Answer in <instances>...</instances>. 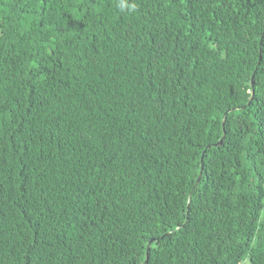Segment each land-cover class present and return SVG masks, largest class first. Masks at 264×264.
Listing matches in <instances>:
<instances>
[{
	"label": "trees",
	"instance_id": "1",
	"mask_svg": "<svg viewBox=\"0 0 264 264\" xmlns=\"http://www.w3.org/2000/svg\"><path fill=\"white\" fill-rule=\"evenodd\" d=\"M0 264H264V0H0Z\"/></svg>",
	"mask_w": 264,
	"mask_h": 264
},
{
	"label": "water",
	"instance_id": "2",
	"mask_svg": "<svg viewBox=\"0 0 264 264\" xmlns=\"http://www.w3.org/2000/svg\"><path fill=\"white\" fill-rule=\"evenodd\" d=\"M253 84V75H252V77H251V85ZM253 92V91H252ZM252 96H253V93H251V96H250V99L252 98ZM224 119H225V115H224V118H223V120H222V128H223V125H224ZM224 135H225V132H224V130H223V133H222V136L220 137V139L216 142V143H214V145H220L221 144V142H222V139L224 138ZM201 159H202V156L200 157ZM200 177H201V169H200V172H199V174H198V177H197V179H196V184L200 181ZM188 201H189V199L187 200V203H188ZM154 241V239H150L149 241H148V243H147V246H146V258H145V260H144V262L146 261V259H147V251H148V249H149V247H150V244L152 243Z\"/></svg>",
	"mask_w": 264,
	"mask_h": 264
}]
</instances>
